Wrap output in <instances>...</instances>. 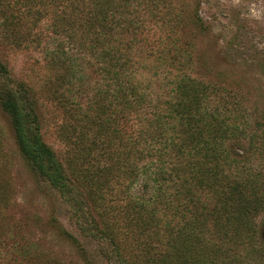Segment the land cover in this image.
Segmentation results:
<instances>
[{"label": "trees", "instance_id": "trees-1", "mask_svg": "<svg viewBox=\"0 0 264 264\" xmlns=\"http://www.w3.org/2000/svg\"><path fill=\"white\" fill-rule=\"evenodd\" d=\"M174 1L0 0V43L44 54L37 86L0 59V106L29 171L69 207L75 230L53 219L54 230L87 264L83 238L100 241L108 264H264V168L253 166L264 163V134L240 159L229 143L248 123L235 105L213 104L228 90L190 74L192 45L167 36L144 48L151 23L182 16ZM149 65L171 75L166 100H154ZM43 101L62 158L44 140ZM6 160L0 148V217L11 204ZM17 230L0 224V263L12 241L24 264H62L34 243L18 247Z\"/></svg>", "mask_w": 264, "mask_h": 264}, {"label": "rangeland", "instance_id": "rangeland-1", "mask_svg": "<svg viewBox=\"0 0 264 264\" xmlns=\"http://www.w3.org/2000/svg\"><path fill=\"white\" fill-rule=\"evenodd\" d=\"M174 8L177 14H182L175 26L172 20L167 27H161V22L151 23L144 48L158 47V40L167 36H177L182 42L192 45L190 74L228 90V94L213 95V104L228 102L235 105L237 113L248 123V131L229 143L238 157L244 159L254 139L264 134V0H175ZM196 13H199L205 28L199 27V21L194 18ZM234 44L241 46L237 53L233 52ZM42 50L35 46L13 48L0 43V59L8 65L15 78L35 82L37 86L41 77L38 73L44 72ZM136 54L137 60L143 56L138 51ZM149 62L153 63V59ZM146 68L144 78L147 84L152 85L150 91L154 100H166L171 75L167 71L156 75L151 65ZM86 75L88 82L99 80L92 68L86 70ZM43 103L45 105L40 114L46 120L44 140L62 158L65 148L58 138L57 119L52 115L51 105L46 101ZM0 148L7 158L3 173L12 188L11 204L5 216L0 217V224L18 228L15 241L18 247L34 243L62 264H87L78 250L54 230L53 219H58L66 229L75 230L69 207L59 194L29 171L16 145L10 119L1 106ZM253 166L261 169L264 163L262 160L255 161ZM143 182L142 179L139 185ZM139 185L133 192L140 191ZM152 193L149 190L145 195L148 198ZM203 198L210 199L207 195ZM256 223L261 236L264 232V212L256 218ZM83 240L94 257V264H108L100 241L93 238ZM14 249L16 246L10 241L4 249L5 259L0 264H24Z\"/></svg>", "mask_w": 264, "mask_h": 264}]
</instances>
